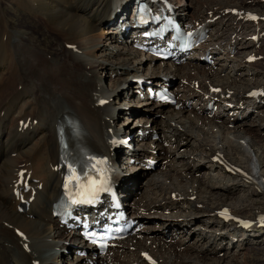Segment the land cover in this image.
Wrapping results in <instances>:
<instances>
[{
	"label": "bare ground",
	"instance_id": "bare-ground-1",
	"mask_svg": "<svg viewBox=\"0 0 264 264\" xmlns=\"http://www.w3.org/2000/svg\"><path fill=\"white\" fill-rule=\"evenodd\" d=\"M131 1L0 0V264H36L37 260L39 264H59L60 253L67 248L72 249L73 244H80L77 234L67 233L51 213L52 203L60 194V176L59 171L55 169L61 152L59 130L66 129L73 148L91 146L109 153L119 166L124 151L122 148H126L119 143L121 138L126 136L123 131L130 134L135 127L130 123L116 129L115 120L120 109L113 106V101L123 96H117L119 87L128 98L131 92L128 90L134 83L133 80L128 82L129 78L136 75L149 79L154 77L141 73L143 70H148L146 73L159 74L161 81H165L167 76H172V90L181 104L177 107L151 101L145 103H154L156 112L148 114L147 110H143L140 121L147 118L146 121L149 122L151 118L154 121L157 116L162 117L157 118L150 129L142 127L150 131L145 142L147 146L140 153L154 160L160 159L158 164L155 163L156 172L149 171L152 173L148 177L146 187L150 196L132 202L133 206L130 205L132 214L143 219L145 224L123 243L121 251L119 248L110 255L97 256L92 253V259L99 261L93 264H132L133 261L142 259V249L152 250L160 258L159 264H219L223 260L215 255L225 246L226 238L230 243H237L242 248H245L244 243L248 244L251 239L256 241L251 243L249 247L252 248L247 253L255 258L256 264L264 260V227L251 229L236 238L235 233L218 232L217 225H208L217 224L219 221L216 212L226 205L227 193L234 194L241 190L244 194L239 196V200L243 208L250 211L249 214L263 211L255 204L260 198L264 200V174L258 172L261 170V160L264 159L263 154L259 152L257 155L251 153L255 141L251 134L260 133L264 124H256L254 120L248 119L249 113H253L251 109L218 108L214 116H209L201 105L198 93L192 87L196 81L203 84L207 79L214 80L225 69L228 71L226 78L213 83L224 89V95H227L230 89L234 90L228 99H233L235 94L245 96L255 87L254 84L264 88L262 70L230 57V54L236 53L237 50L261 45L264 40V21L253 24L254 32L260 27L259 37H248L246 29L252 26V22L245 20L248 13L254 12L253 8L262 6L264 2L243 0L245 2L239 6L212 5L203 10H200V7L196 10L186 6L184 0H174L176 10L186 19L201 16L206 18L212 10L213 14H217L227 8L239 7L238 12L224 13L215 23H210L217 27L213 40L194 47L183 57V64H176L174 60L156 63L152 58L153 63L149 59L136 57L137 52L132 47V50L124 47L117 53L104 49L110 48L105 39L114 42L116 38L119 41L122 35H128V30L119 32L116 28H108L112 29L109 31L103 26L110 23L118 9L121 8L120 14H123ZM6 7L15 8L13 11L16 17L19 14L16 8L21 16L28 10L35 23L44 31L47 29V36L51 33L57 36L55 39L58 45L63 44L64 48L53 55L43 52L45 48L39 49L35 45L38 43L34 40V25L19 27V20L16 22V18L7 13ZM224 19H233L229 36H226V29L221 27ZM127 22L128 19H124L122 23ZM113 32L116 34H112ZM122 43L130 46L128 42ZM257 52L258 49H253L251 53L258 54ZM109 55L114 57L112 63L120 66L124 71L123 75L127 76L116 78L110 87L105 84L100 70L106 62L102 57ZM202 59L222 63L217 71L213 70L212 66L206 70L199 63ZM110 69L111 74L118 71L114 67ZM168 71H176L179 74L164 73ZM174 76L179 77L173 80ZM261 110L264 113V103L260 104L258 113L262 112ZM192 112H195V124L189 118ZM12 114L15 117L9 123L8 119ZM261 118L264 119V115ZM198 122L202 126H198ZM3 134H6V139L2 138ZM111 140H117L115 143L118 144L114 146ZM212 141L217 142L214 144ZM116 146H119L117 150ZM181 147L184 150L185 147L190 148L189 155L178 151ZM124 152L126 153V150ZM205 152H208L211 162L207 161ZM234 152L247 156V165L251 171L241 168L251 174L254 183L241 179L237 172L246 175L243 170H230L226 161H220L221 155H224L235 163L231 158ZM174 154L176 156L173 166H167L170 161L166 162L167 164L161 162L171 160ZM195 157L207 167L202 173V178L197 180L193 176L199 170ZM24 167H28L33 176L43 180V188L38 190L30 209L26 213H20L13 195V186L18 179L19 170ZM117 176L121 178L127 197L133 193L135 186L142 184L140 178L127 176L121 170ZM195 184L199 186L195 187ZM173 191H176V196H173ZM217 195L220 206L214 205ZM175 209L177 214L173 216L177 219L170 220L169 216L163 215L167 220L173 221L171 223L161 221L160 218L152 222L145 217L148 212L159 215L172 210V214ZM27 213H33V216H28ZM181 215L186 217L180 220L178 216ZM202 216L207 217L206 220L203 218L206 226L213 229L200 226L198 230L193 226L190 218ZM147 225L151 227L148 228ZM19 228L26 232V236L17 232ZM138 235L142 237L137 238ZM192 235H195L194 244H188ZM167 239H170L171 243H168ZM132 241V244L137 246V252L127 249ZM182 246L183 249H180ZM236 256L233 257L232 264L239 263ZM128 258L129 261L123 263ZM74 261L75 264L92 263L80 255H76Z\"/></svg>",
	"mask_w": 264,
	"mask_h": 264
},
{
	"label": "rangeland",
	"instance_id": "rangeland-1",
	"mask_svg": "<svg viewBox=\"0 0 264 264\" xmlns=\"http://www.w3.org/2000/svg\"><path fill=\"white\" fill-rule=\"evenodd\" d=\"M2 2H5V1H7V0H1ZM257 1H259V0H257ZM245 2V1H244ZM243 2V0H184V3L186 4V6H188L190 9H196V8H199L200 7V10H203V9H206L208 6H212V5H222V6H224V5H227V4H229V5H237V6H239V4H241V3H244ZM260 2V1H259ZM261 2H264V0H261ZM13 9H15V8H11V7H6V11H7V13L8 14H10V15H12L13 17H15L16 18V22L17 23H19L20 24V26L19 27H21V26H30L31 24L32 25H34V28H35V38H34V40H36L37 41V43L38 44H35L39 49H42V48H45V51H43V52H47L48 54H56L61 48H64V45L62 44V45H58V42H57V36H55L54 34H50V35H48L47 36V34L46 33H48L47 32V29L44 31L39 25H37L36 23H35V19L34 18H32V16L30 15V13H29V11L27 10V12H26V14L24 13L23 14V16H21V14H20V12H19V10H17V8H16V11L19 13H17L18 14V16L16 17L15 15H14V11H13ZM254 9V12L255 11H260V10H262V11H264V4L262 5V6H258L257 8H253ZM197 10V9H196ZM199 10V9H198ZM243 12L245 11V10H242ZM242 12V13H243ZM263 14H264V12H262ZM21 16V17H20ZM107 17V16H106ZM106 17H105V19H104V22H105V20H106ZM245 21H249V22H251L249 19H247L246 18V20ZM109 22V21H108ZM232 22H233V19L231 20V19H224V23L222 24V28H224V29H226V33L230 30V28H231V26L233 25L232 24ZM105 24V23H104ZM108 24V23H107ZM107 24H105L103 27H104V29L105 30H109V31H112V29H108L109 27H107L106 25ZM36 26V27H35ZM230 27V28H229ZM216 28V27H215ZM253 28V25L252 26H250L248 29L249 30H247V32L249 31V32H251L252 30L251 29ZM251 30V31H250ZM249 32H248V34H249ZM112 34H116V33H112ZM107 35V34H106ZM117 35H118V33H117ZM56 38V39H55ZM117 39L118 38H116V40L114 41V42H111V41H107V39H105L106 40V42H108V45L107 46H109L110 45V48H105L104 47V49L106 50V51H113V52H115V53H117L118 51L119 52H121V50H122V48H124V47H126V48H130L131 49V46H128L127 45V43H122V41H117ZM110 42V43H109ZM62 43V40H61V42H60V44ZM71 47V46H70ZM112 47V48H111ZM255 50V49H258V54H260V55H264V40H262L261 41V45L260 46H256V48L255 47H249V48H243V49H241V50H237V49H234L235 51H236V53L235 52H232L231 54H230V57L231 58H233L234 60H236V61H238V59H239V61H243L244 63H246V64H248V65H250L251 67H253V68H257V69H260V70H262L263 72H264V56H262L260 59H258V60H255V61H249L247 58H245V57H247V55L248 54H250L251 52H252V50ZM132 50V49H131ZM247 50V51H246ZM100 53H102V52H100ZM234 53H235V56H233L234 55ZM240 53H241V55H240ZM211 57H212V55L211 54H209ZM240 55V56H239ZM208 56V55H207ZM136 57H143V56H140V55H138V53H136ZM243 57V58H242ZM61 58H64V57H61ZM102 58H105L106 59V62L103 64V66L100 68V70L102 71V73H103V76H104V82H105V84L108 86V87H110L111 85H113L114 84V82H113V80H115L116 78H119L121 75H123V69H121V67L120 66H117L116 64H114V63H112V60H114V57H112V56H104V57H102ZM135 59V58H134ZM149 61H152L153 63H154V60L152 59V58H150L149 59ZM171 61V60H170ZM69 60H68V64H69ZM162 62H168V61H162ZM159 63V62H158ZM175 63L176 64H183L184 63V61H182V62H176L175 61ZM200 65L202 66V67H205L206 68V70H208L209 69V66H212V69L213 70H215V71H217L218 70V68H219V65L222 63H220V62H213V61H211V60H205V59H202V60H200ZM215 63V64H214ZM116 68V70H118V71H114V72H117V74H112L111 75V69L110 68ZM148 70H143L141 73H144V74H146V76L147 75H150L151 74V76H153L154 75V77H152L151 79L152 80H155V81H157V82H161V79H162V77H160L159 76V74H153V73H146ZM228 72V71H227ZM226 71H225V69L223 70V72H220L219 73V75L218 76H216V78L213 80L214 82H217V80L218 79H221V78H223V77H225L226 76V73H227ZM164 73H168L169 75L171 74V75H178L179 74V72H176V71H168V72H164ZM140 74V73H139ZM137 76V75H136ZM135 76V77H136ZM220 76V77H219ZM122 77H127V76H125V74L122 76ZM179 77V76H178ZM178 77L177 76H174V78H173V80H176V79H178ZM259 77V76H258ZM263 78H262V80H263V82H264V74H263V76H262ZM132 78L133 77H131V78H129L128 79V82H131V80H132ZM226 78V77H225ZM259 79H260V77H259ZM208 80V79H207ZM236 81H238L237 79H236ZM240 83V82H239ZM132 85H133V83L131 84V90L129 89L128 91H131L130 92V94L128 95V96H130V100H132V101H129V102H127V97H125V95L123 94V91H122V88H117V90H120V92L117 94V96L119 97L120 95H123V96H120L118 99H115L114 101H113V106L114 107H116V108H119L120 109V112L118 113V116L116 117V120H115V126H116V129H120L121 127H124V126H127L128 124H130V123H132V124H134V127H135V131H136V129L138 128V127H143V126H145V127H147V128H151V125H152V123H154V122H156V120H157V118L159 119V118H162V117H160V116H155L156 118L154 119V121H153V119L151 118L150 120H149V122L148 121H146L147 120V118H144V120H142V121H140L139 120V118L141 117V114H142V112H143V110H147L148 111V114H152V113H155L156 112V110H155V106H154V103H149L148 105H144V106H137L139 103H135V102H133V101H136V96H137V94H135V92H134V90H133V88H132ZM253 86H256V84H254ZM127 89V88H126ZM126 98V99H125ZM123 99H125V100H123ZM124 101V102H123ZM122 103H126V104H129V107H127L126 109L125 108H122L123 107V105H122ZM132 104V105H131ZM136 111V112H135ZM262 112H260V113H258L257 114V116H255L256 115V113L257 112H253L252 113V115L249 113V115H248V119H250V120H254V122L256 123V124H264V119H262L261 118V116L262 115H264V113H263V110H261ZM194 113L195 112H192L191 113V115H189V118L191 119V120H193V122H194V124H195V119L193 118L194 117ZM262 114V115H261ZM160 115H161V113H160ZM253 116H255V117H253ZM15 116H14V114H12V115H10V117H9V119H8V121H9V123L12 121V119L14 118ZM149 119V118H148ZM262 119V120H261ZM198 126H202L199 122H198ZM264 128V127H263ZM261 129V131H260V133H250L251 134V136L255 139V141H254V144H253V147L251 148V153L253 154V155H257V153L259 152L260 154H263V159H264V152L262 153V151H264V129ZM217 129V128H216ZM215 129V130H216ZM204 131L205 132H208V130H205L204 129ZM124 132V134H126V136L127 135H129L128 133H126L125 131H123ZM133 131H131L130 133H132ZM210 134V133H209ZM253 134H254V136H253ZM211 136H212V134H211ZM2 138L3 139H6V134H3V136H2ZM124 138H126V137H124ZM124 138H122V139H124ZM149 139V138H148ZM217 141H212V143H216ZM256 142V143H255ZM211 143V142H210ZM205 144V143H204ZM219 145V144H218ZM146 144L144 145V147L146 148ZM220 146V145H219ZM143 147V148H144ZM159 148H160V146H158ZM188 147H189V145H188ZM203 147V146H202ZM116 148V147H115ZM206 148V147H205ZM116 150H117V148H116ZM185 150H187V151H185ZM185 150H184V148L183 147H181L180 149H178V151H180V152H182V153H185V154H187V155H189V150H190V148H187L186 149V147H185ZM205 150V149H204ZM185 151V152H184ZM175 153V152H174ZM258 153V154H259ZM175 156H176V154H174V156L171 158V160H166V161H161L162 163H164V164H167L166 162H168V161H170V163H168L167 164V166H173V160H174V158H175ZM183 156H186V155H183ZM205 157H207L208 158V162H211V160H210V158H209V154H208V152H205ZM178 158V157H177ZM233 160V162H235L236 164H238L239 166H241V167H244V168H246V169H248L249 170V168H248V165H247V156L246 155H243V153L241 154V152H234V154L232 153V157H231ZM195 159V161H198V162H195L196 163V166L198 165V167H199V170L196 172V173H194L193 174V176H194V178L197 180V179H200V178H202V173L204 172V170L207 168L206 167V164H203V163H201V161H200V159L197 157H195L194 158ZM122 160H124L123 158H122ZM262 162V164L260 165L261 166V170H259L258 172H261V173H263L264 174V160H261ZM158 162H160V159H156L155 160V163H157L158 164ZM142 166V165H141ZM141 166H139V167H137L138 169L133 173V175H128V176H134V177H138V178H140L141 179V181H142V184H139L138 186H135L134 188H133V193L132 194H134L135 196H140L137 200H135V201H133V203L134 202H136V201H139V200H141V199H143V198H147V197H149L150 196V194L148 193L149 192V190L147 189L148 187H146V183L148 182V177H149V175H151V173L152 172H149V171H155L156 172V169H151V170H147V169H145V168H143V167H141ZM159 166V165H158ZM119 168H120V170L122 171V169L123 168H121L120 166H119ZM245 173H246V175L245 174H243V173H241V172H237V174H240L241 175V179H244V180H248L249 182H251V183H254L255 182V180L253 179V178H251V174L249 173V172H246L244 169H242ZM127 171H130V170H127ZM127 171L126 172H124V171H122V172H124V173H127ZM216 171H218V170H216ZM249 171H251V170H249ZM138 173V174H137ZM255 174V173H254ZM189 177H191V176H189ZM170 182H171V180H169ZM131 184V183H130ZM193 184V183H192ZM181 185V184H180ZM199 185L198 184H195V187H198ZM135 192V193H134ZM142 193V194H141ZM131 194V195H132ZM137 194V195H136ZM243 194L244 193H242L241 192V190H239V191H236V193H234V194H228L227 193V200H226V204H228V205H230V206H232V207H234L235 209H237L238 211H239V209L240 210H242L243 212H246V213H250V211L248 210V209H246V208H243V205H242V202L239 200V196H243ZM130 195V196H131ZM220 195V194H219ZM219 195H217L216 197H215V199H216V203L214 204L215 206H220L221 204L219 203V202H217V198H218V196ZM263 195V194H262ZM224 197V196H223ZM263 198H264V195H263ZM261 200H259V204L258 203H256L255 205L257 206V207H259L260 209H262L263 211H264V200H262V198H260ZM260 201H262V202H260ZM133 203L132 204H130V205H132L133 206ZM262 203V204H261ZM248 205V204H247ZM176 210V209H175ZM170 211V212H169ZM171 211L172 210H168L166 213L165 212H163L164 214H156L155 215V213H153V212H148L146 215H145V217L148 219V220H150V221H154V220H156V219H158V218H160V220L161 221H164V222H168V223H171V222H173V221H170V220H175V219H177V217L176 216H173V215H176L177 213H172V214H170L171 213ZM177 211V210H176ZM163 215H165L166 217H168L169 216V219L170 220H167L166 218H165V216H163ZM157 216V217H156ZM160 216V217H159ZM162 216V217H161ZM203 218H204V220H206V216H202V217H199V218H197V217H191L190 218V220H191V222H193V226H195L198 230L200 229V228H208V229H213V227H208V226H206V223H204L203 222ZM202 219V220H201ZM193 220V221H192ZM152 221V222H153ZM196 222V223H195ZM198 225V226H197ZM208 225H212V226H214V225H217L216 226V228H218V232H223L222 230H221V227L219 228V226H218V222H217V224H208ZM148 226V228H150L151 226L150 225H147ZM146 226V227H147ZM150 226V227H149ZM200 226H203V227H200ZM200 227V228H199ZM220 229V230H219ZM205 230V229H204ZM207 232V231H206ZM225 233V232H224ZM72 235H74V234H70V236H72ZM194 236L195 235H192L191 236V238H190V240L188 241V244H194ZM170 239H167V242L168 243H171V241H169ZM65 242H67V241H65ZM173 242V241H172ZM256 241H254V240H252L251 239V241L248 243V244H245L244 243V245L243 246H245V248H242V247H240L237 243H230V241H229V239L228 238H226V240H225V242H224V247H222L221 248V252H219L218 254H216L215 256L216 257H218V258H220V259H222L223 260V262H221V263H219V264H232V263H234V261H233V257H235V255H237L236 257H238V259H239V263L238 264H256V262H254L255 260V258L254 257H251L247 252H248V250L249 249H251L252 247H249V246H251V243H255ZM230 244H232V246L230 245ZM183 247L184 246H182V248H180V249H183ZM264 247V246H263ZM67 251H68V248L67 249H65L64 251H63V253H60L59 255H60V262H59V264H75V261H74V258L76 257V254L75 253H73L72 255H71V253H68L67 254ZM192 251V250H191ZM71 252H73V251H71ZM224 252V253H223ZM67 254V255H66ZM65 256V257H64ZM81 257H84V256H81ZM213 258V257H212ZM262 262V263H261ZM91 264H93V263H91ZM259 264H264V260L263 261H260L259 262Z\"/></svg>",
	"mask_w": 264,
	"mask_h": 264
},
{
	"label": "snow or ice",
	"instance_id": "snow-or-ice-1",
	"mask_svg": "<svg viewBox=\"0 0 264 264\" xmlns=\"http://www.w3.org/2000/svg\"><path fill=\"white\" fill-rule=\"evenodd\" d=\"M253 19H255V17H253ZM216 91H218V89ZM101 103H103V101H101ZM99 163H104V162L101 161ZM92 167L95 168L96 165L93 164ZM68 170H69V175L66 178L67 182L65 184V187L68 188L72 184L73 181H76L77 191L81 197L87 198L90 195L94 197L98 191L103 190L98 187L97 181L95 179L88 180L86 184L81 183V177L77 174V169L74 163H68ZM84 175L87 176V172H85ZM226 212L227 210H225V213ZM225 213H222V215Z\"/></svg>",
	"mask_w": 264,
	"mask_h": 264
}]
</instances>
